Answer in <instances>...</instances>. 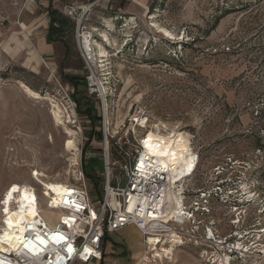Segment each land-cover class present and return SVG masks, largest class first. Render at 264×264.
I'll return each instance as SVG.
<instances>
[{"label": "rangeland", "instance_id": "374dc122", "mask_svg": "<svg viewBox=\"0 0 264 264\" xmlns=\"http://www.w3.org/2000/svg\"><path fill=\"white\" fill-rule=\"evenodd\" d=\"M50 4L64 17L65 6L77 9L68 56L48 39ZM77 28L90 35L87 63ZM157 124L191 135V189L223 186L209 203L221 213L225 254L238 247L219 264H264V0H0V199L13 183L34 184L33 169L71 184L82 170L98 211L108 177L125 183L127 151ZM201 229L177 252L216 264L198 256ZM143 243L135 226L109 234L106 263L137 264ZM171 254L143 264H174Z\"/></svg>", "mask_w": 264, "mask_h": 264}, {"label": "built area", "instance_id": "2783aa9c", "mask_svg": "<svg viewBox=\"0 0 264 264\" xmlns=\"http://www.w3.org/2000/svg\"><path fill=\"white\" fill-rule=\"evenodd\" d=\"M64 13L71 19L78 18L74 6H65ZM84 33L83 29L77 28L79 51L87 63L91 57L84 43ZM89 84L92 86L91 78ZM145 118L147 122L148 118ZM146 135L145 132L135 139V148L126 153L130 165L125 168V183H112L108 177L98 211L90 184L82 170L77 184L61 183L66 187L62 194L55 191L41 172L36 174L35 169L32 170L34 184H11L0 199V264H101L105 258L107 236L127 226H135L144 242L145 250L137 264H143L148 256L153 260H161L159 257L154 258V253L184 245L188 231L183 226L186 222L192 223L197 221L195 218L209 214L212 209L209 199L219 196L223 186L218 184L210 189H191V181L199 163L196 152L191 174L186 176L180 193L181 214L185 219L163 220L162 191L168 177L162 172H146L140 166ZM130 142L132 137H127L126 143ZM24 187L34 196L30 205L24 208L26 216L18 219L14 213L20 207L19 195ZM193 197L196 200L188 201ZM5 230L12 232V239L7 238ZM204 234L200 236L202 239ZM237 247V244H232L230 255L221 254L211 262L219 264L227 257L234 258L233 251Z\"/></svg>", "mask_w": 264, "mask_h": 264}, {"label": "bare ground", "instance_id": "6f19581e", "mask_svg": "<svg viewBox=\"0 0 264 264\" xmlns=\"http://www.w3.org/2000/svg\"><path fill=\"white\" fill-rule=\"evenodd\" d=\"M83 39L88 48L90 57L94 59L90 35L84 34ZM57 110L54 111V116L56 120L59 121L62 119L63 115L60 109ZM140 122L144 126L146 125V120L144 118H142ZM67 133L68 138L65 141V148L69 151L76 150V132L68 130ZM143 143L144 147L141 153L140 166L143 167L146 172H162L166 173V177H168L167 184L162 191L164 206L161 216L162 219L167 221L171 218H175L178 221H183L185 217L181 214L180 193L184 187L183 182L186 176L192 171V162L195 160L191 145V135L188 132L178 131L175 128H170L163 133L161 132L160 125L157 124L152 125L151 129L148 130ZM75 158L76 157L73 156L72 159L75 160ZM36 174H38L37 170ZM49 184L53 186L57 193L62 194L66 191V187L59 181H50ZM19 196L21 201L20 207L14 215L16 218L21 219V217L26 216L24 208L30 205V201L33 199L34 195L26 187H24ZM28 216L31 217L30 214H28ZM12 221L16 222L13 218ZM5 235L9 239L13 238L12 232L9 230H5ZM172 249L173 248H167L163 251V253L157 251L154 253V258L159 257L163 260L162 257L163 255L166 257L167 250L172 253Z\"/></svg>", "mask_w": 264, "mask_h": 264}, {"label": "flooded vegetation", "instance_id": "af4514ba", "mask_svg": "<svg viewBox=\"0 0 264 264\" xmlns=\"http://www.w3.org/2000/svg\"><path fill=\"white\" fill-rule=\"evenodd\" d=\"M221 214V213H220ZM220 214L214 210L213 208L211 209L210 213L206 215L204 218H195L197 221H192L191 225L186 231H192V232H198L200 228L203 229V233H205L203 240L201 241V246L203 247L206 252H201L198 254V256L204 260V261H211V260H216L221 254H224V249H225V235L221 231L222 228V223H221V218ZM201 229V230H202ZM209 229V231H207ZM208 232V233H207ZM199 233V232H198ZM192 235V234H191ZM208 235V236H207ZM213 237L212 242L214 244H211L210 238ZM192 239L188 241V245L186 246L187 248H190L192 245L190 242ZM233 241V240H232ZM198 244V242H197ZM212 248L215 250L217 253V257L214 256L213 252H210ZM202 249V250H203ZM178 248L175 247L172 249V258L174 257V264H179V259L177 256L180 254L177 252ZM213 251V250H212ZM214 252V253H215Z\"/></svg>", "mask_w": 264, "mask_h": 264}, {"label": "trees", "instance_id": "16d2710c", "mask_svg": "<svg viewBox=\"0 0 264 264\" xmlns=\"http://www.w3.org/2000/svg\"><path fill=\"white\" fill-rule=\"evenodd\" d=\"M48 13H49V18H50V23H49V28H48V39L51 42L62 43L65 47L66 55L68 56L70 54V47L68 43L66 42V37L69 35L70 32L73 31L74 23L67 17H64L63 15H61L58 10L54 9L52 4H50V6L48 7ZM67 80L71 83V85L74 86L75 89L78 88L79 83L78 81H76L74 77H70ZM75 101L78 103V98H76V96H75ZM86 113L89 116L93 117L92 111H90V109H87ZM95 118L96 117H93L94 120ZM100 136L102 138V133L100 134ZM101 264H104V263L102 262Z\"/></svg>", "mask_w": 264, "mask_h": 264}, {"label": "crops", "instance_id": "0c3cea01", "mask_svg": "<svg viewBox=\"0 0 264 264\" xmlns=\"http://www.w3.org/2000/svg\"><path fill=\"white\" fill-rule=\"evenodd\" d=\"M105 254H106V253H105ZM189 256H190V254H182V255L180 254L179 256H177V258H180V259H179V264H181L182 261H184L185 264H190ZM191 257L193 258L192 255H191ZM108 258H109V259H107V258H106V255H105V258H104V261H103L104 264H107V263H106L107 261H111L112 259H114L113 256H109ZM173 262H174V261H173ZM192 264H194L193 261H192Z\"/></svg>", "mask_w": 264, "mask_h": 264}]
</instances>
